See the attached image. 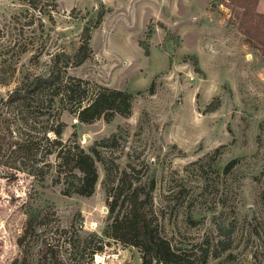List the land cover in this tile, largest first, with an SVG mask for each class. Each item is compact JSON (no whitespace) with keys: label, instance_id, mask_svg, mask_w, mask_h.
<instances>
[{"label":"rangeland","instance_id":"374dc122","mask_svg":"<svg viewBox=\"0 0 264 264\" xmlns=\"http://www.w3.org/2000/svg\"><path fill=\"white\" fill-rule=\"evenodd\" d=\"M241 2L0 0V264H141L110 236L131 182L162 235L210 243L206 264H264V54ZM101 11L91 56L65 66ZM68 82L84 104L128 91L131 113L83 122ZM79 149L98 152L90 196L67 192Z\"/></svg>","mask_w":264,"mask_h":264},{"label":"trees","instance_id":"16d2710c","mask_svg":"<svg viewBox=\"0 0 264 264\" xmlns=\"http://www.w3.org/2000/svg\"><path fill=\"white\" fill-rule=\"evenodd\" d=\"M259 0H242L241 6L244 9V18L253 12L252 24H254L258 36L252 37L253 40L260 38L258 43L262 54H264V14L257 11ZM104 13L98 14L97 22L92 26H87L84 30V38L74 55H62L65 58V66H79L83 64L92 54L90 46L92 28L98 27ZM246 33V31H245ZM61 54H57V58ZM56 58V60H57ZM58 61V60H57ZM57 61L55 62L57 66ZM60 78V73L54 69L48 76L36 77L37 86L43 84L53 85ZM81 84V82L79 83ZM76 83L68 82L65 84L68 97L75 102L78 96L79 101L75 104L78 109L79 118L83 122H92L96 118L104 115L110 119L116 113L128 115L131 113L133 94L117 89H103L97 92L90 101L84 104L87 98L86 88L82 89V93L76 94ZM81 88V85H80ZM216 102L213 101L208 107L211 110L216 108ZM60 132V131H59ZM1 146V144H0ZM94 154V155H93ZM93 154L79 149L76 153H71L70 162L73 163L80 175L78 182L72 183L71 188L67 192L90 196L94 193L98 181V171L96 167V156L98 152L95 150ZM68 163V162H67ZM125 183L119 184L115 189L113 199L110 201L109 210L113 215L110 224V236L121 241L125 245H133L138 247L142 252L141 264H206L212 249L210 243H192L177 244L171 239L165 237L160 232L158 225L155 223V217L149 216L145 205L149 201V195L141 197L142 186L137 185L132 188V182L129 183L128 191L125 189ZM154 183L152 184V188ZM235 227V222L231 223ZM232 227V228H233ZM229 232L232 233L233 229ZM232 243H224L221 251L213 252V255L220 256L221 252L230 249Z\"/></svg>","mask_w":264,"mask_h":264},{"label":"built area","instance_id":"2783aa9c","mask_svg":"<svg viewBox=\"0 0 264 264\" xmlns=\"http://www.w3.org/2000/svg\"><path fill=\"white\" fill-rule=\"evenodd\" d=\"M98 225V222L97 221H94L93 223H92V227H96Z\"/></svg>","mask_w":264,"mask_h":264},{"label":"crops","instance_id":"0c3cea01","mask_svg":"<svg viewBox=\"0 0 264 264\" xmlns=\"http://www.w3.org/2000/svg\"><path fill=\"white\" fill-rule=\"evenodd\" d=\"M259 3H260V0H259V2H258V5H259ZM258 5H257V11H258ZM259 12V11H258ZM260 13V12H259ZM264 14V13H263Z\"/></svg>","mask_w":264,"mask_h":264}]
</instances>
